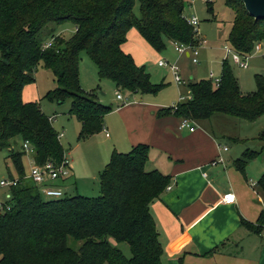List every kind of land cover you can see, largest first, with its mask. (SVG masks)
<instances>
[{
  "label": "trees",
  "instance_id": "1",
  "mask_svg": "<svg viewBox=\"0 0 264 264\" xmlns=\"http://www.w3.org/2000/svg\"><path fill=\"white\" fill-rule=\"evenodd\" d=\"M233 2L227 0V6L237 13L228 42L235 52L249 56L264 39V32L257 30L264 20L255 21L246 10L248 18L241 17ZM67 22L76 27L69 39L53 32L43 34L50 25ZM131 29L158 52L165 49L166 41L197 44L184 0H0V150L17 140L29 142L39 165L59 161L65 154L52 117L42 112L39 102L26 103L22 98L23 87L35 82L39 68L55 76L56 88L45 98L59 105L71 99L70 115L81 124L80 138L104 130L112 108L80 88L82 51L97 66L99 77L110 79L117 88L158 93L162 85H154L146 69L123 50ZM48 43L52 46L47 47ZM256 83L255 92L245 93L225 61L219 84L211 79L191 82V99L163 114L194 121L219 114L255 122L264 116V76L257 75ZM258 140L263 143L260 151L247 150L236 160L241 171L264 155V131ZM11 153L18 177L23 178L26 153ZM149 153L146 144L127 153L114 152L100 174L97 198L77 195L45 200L29 182L12 188L11 210L0 211V264H162L164 249L151 207L170 187L171 179L147 170ZM258 189L264 192V174ZM242 225L261 236L264 210L257 224L243 221ZM121 245H127L128 255Z\"/></svg>",
  "mask_w": 264,
  "mask_h": 264
},
{
  "label": "rangeland",
  "instance_id": "2",
  "mask_svg": "<svg viewBox=\"0 0 264 264\" xmlns=\"http://www.w3.org/2000/svg\"><path fill=\"white\" fill-rule=\"evenodd\" d=\"M208 2H211L210 6H212L213 11H209ZM184 3L185 15L188 18L196 17L199 20V25L196 28L198 31L196 46L199 53V64L192 62V51L180 54L175 45L169 41H166L164 50L160 52L154 50L136 29H131L128 32L124 44V51L134 58L138 66L146 69L151 77V82L154 85H162V89L156 94L144 98L141 92L133 93L117 88L110 79L99 77L98 68L86 51L80 53V88L84 93L94 95L105 106L112 108L105 119L106 131L103 130L86 138L79 137L81 124L76 117L70 115L71 99L68 98L64 104L59 105L45 98L50 91L56 88L55 76L52 71L39 68L35 75V82L23 87L22 98L24 102H39L42 112L48 117L54 118L53 127L55 131L65 134L61 139V144L68 158L72 161L76 174L75 178L66 184L65 193L67 197L79 195L97 198L101 195L100 174L109 163L112 154L114 152L125 153L119 152L124 137L142 131L146 115L144 111L138 109L140 102L144 101L143 106L150 103L146 107L172 108L179 103L180 97L189 95L188 84L190 82L210 80L211 74L220 79L225 61L231 66L245 93H253L257 90L256 76H264V39L258 42L262 45V49L257 51L254 48L253 53L246 60L247 68H241L233 61V48L228 42L237 13L227 6V0H184ZM233 5L241 17L248 18L241 2L236 3L234 1ZM134 11L139 17L138 5ZM74 29V24L67 22L61 26L50 25L48 29L43 31V34L49 36L53 32L56 36L69 39L74 34ZM257 30L258 33L264 32V24L259 25ZM226 48L230 49L231 52H228ZM160 61L176 65L180 70L182 80L187 84L185 86L176 84L173 73L169 68L160 67ZM119 93L129 104L118 109L124 105L123 101L117 99ZM209 124L218 137L225 136L227 137L225 139L231 138L235 141H231V153H236L239 148L243 150V153L247 150H261L263 143L257 138L264 131V116L255 122H247L229 116L216 115L209 121ZM107 132L109 136H106ZM237 138L246 140V142L238 145L236 144ZM23 144V141L17 140L12 142L10 148L0 150V180L18 177L11 152H24ZM22 162L25 171L29 173L33 156L26 153ZM245 169L248 176L253 180L255 179L257 183L264 174V155L251 161ZM258 192L264 202V192L260 189ZM10 193V189H0V201L9 202L7 196ZM120 247L126 255L129 254L127 245ZM163 260L164 256L162 263ZM163 264H167L166 260Z\"/></svg>",
  "mask_w": 264,
  "mask_h": 264
},
{
  "label": "crops",
  "instance_id": "3",
  "mask_svg": "<svg viewBox=\"0 0 264 264\" xmlns=\"http://www.w3.org/2000/svg\"><path fill=\"white\" fill-rule=\"evenodd\" d=\"M147 96L151 95L143 94ZM144 104L140 102L138 108L146 115L142 131L125 136L119 152H130L140 144L150 146L147 170L171 179L170 189L151 207L164 249L163 263L264 264V237L242 225L243 221L257 224L264 210L257 186L252 185L258 182L235 164L243 150L237 146V152L231 153V141H235L215 134L209 121L216 115L195 121L196 129L191 132L180 129V118L163 114L169 108ZM236 140L238 145L246 142ZM75 176L73 169L64 185ZM227 193L235 195L236 203L223 202Z\"/></svg>",
  "mask_w": 264,
  "mask_h": 264
},
{
  "label": "built area",
  "instance_id": "4",
  "mask_svg": "<svg viewBox=\"0 0 264 264\" xmlns=\"http://www.w3.org/2000/svg\"><path fill=\"white\" fill-rule=\"evenodd\" d=\"M188 21L191 26L196 30L197 26L199 25V20L196 17L188 18ZM198 35V31L196 30ZM176 47L177 52L180 54H185L188 51L193 52L192 62L194 64H199L198 56L199 53L197 51V46H187L178 43H173ZM52 44L48 43L47 47H51ZM228 52H231L230 49L226 48ZM262 49V45L260 43H256L255 50L260 51ZM233 61L241 68H247L246 60H248L249 56H242L237 52L233 51ZM245 59V60H244ZM159 66L163 68H169L170 71L173 73L174 80L178 85H185L186 83L182 80L180 76V70L176 65H170L167 62L160 61ZM210 79L215 82V84H219L220 79L214 77L211 74ZM189 96H182L180 97L179 103L185 102L191 99V91L189 90ZM117 99L119 101H123V104H128L127 100L121 95L120 93L117 95ZM177 106H173V108ZM174 108V109H175ZM51 121H54V118H51ZM181 130H189L194 132L196 129V123L192 119L184 118L181 119L180 124ZM106 131V130H104ZM108 136V133H106ZM65 136L64 132L58 134V139H61ZM227 151V148H224ZM23 151L25 153H29V155L33 156V163L32 167L30 168L29 173H27L23 178L16 177V178H5L0 180V189H12L15 187L20 186L23 182H29L32 185L36 186L43 198L45 200H61L66 198V185L64 182L67 181L73 175V166L72 161L68 158L66 152L63 158L59 161L56 160H49L44 164H37L34 159L35 150L29 142H24L23 144ZM223 159H219L218 162H222ZM217 162H213L212 164L215 165ZM254 187L257 185L252 183ZM170 189V187H169ZM7 198L9 202L3 203L0 201V211H10L11 210V195H8ZM223 202L226 204H234L236 203V197L233 193H227L223 196ZM264 237V230L261 235Z\"/></svg>",
  "mask_w": 264,
  "mask_h": 264
},
{
  "label": "water",
  "instance_id": "5",
  "mask_svg": "<svg viewBox=\"0 0 264 264\" xmlns=\"http://www.w3.org/2000/svg\"><path fill=\"white\" fill-rule=\"evenodd\" d=\"M246 12L255 21L264 20V0H241Z\"/></svg>",
  "mask_w": 264,
  "mask_h": 264
}]
</instances>
